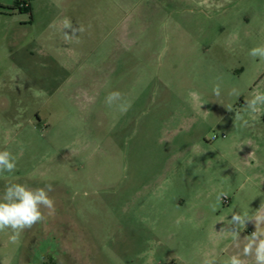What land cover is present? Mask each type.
Instances as JSON below:
<instances>
[{"label": "rangeland", "instance_id": "rangeland-1", "mask_svg": "<svg viewBox=\"0 0 264 264\" xmlns=\"http://www.w3.org/2000/svg\"><path fill=\"white\" fill-rule=\"evenodd\" d=\"M65 21L84 31L66 39ZM260 45L264 0H0V150L17 163L0 195L51 184L56 202L15 243L0 232V264L242 252L254 224L239 247L219 229L264 205V106L245 107L264 92Z\"/></svg>", "mask_w": 264, "mask_h": 264}, {"label": "clouds", "instance_id": "clouds-1", "mask_svg": "<svg viewBox=\"0 0 264 264\" xmlns=\"http://www.w3.org/2000/svg\"><path fill=\"white\" fill-rule=\"evenodd\" d=\"M64 28L69 30L65 32L66 39H70L77 32L84 31L83 28L74 27L70 21L64 22ZM249 56L264 60V45L251 48ZM213 93L217 96L220 95L219 84L213 87ZM231 94L238 95V92L233 89ZM118 101H122V94L119 91L110 92L105 97V104L108 107H112ZM259 106H264V92H254L252 98L247 100L245 105L246 109L253 114L261 111ZM119 107L122 111L127 110L123 103H120ZM237 119H243V117L237 113ZM244 122L247 123V121ZM16 167L15 156L8 150H0V174H12ZM52 191L51 184L38 188H31L22 183L6 184L3 194L0 195V232L10 230L12 234L9 239L15 243L25 229H30L37 223L45 222L48 217L54 216L56 202L49 195ZM210 207L213 212L217 210L215 205H210ZM231 216L227 225L233 227L230 229L222 227L219 232L230 233L237 247L240 246L241 229L252 223L254 231L243 237L242 252L231 255L224 264H264V205H261L260 209L252 215L247 212L233 211ZM249 258L251 259L249 260ZM203 264H217V260L214 256L206 257Z\"/></svg>", "mask_w": 264, "mask_h": 264}, {"label": "crops", "instance_id": "crops-1", "mask_svg": "<svg viewBox=\"0 0 264 264\" xmlns=\"http://www.w3.org/2000/svg\"><path fill=\"white\" fill-rule=\"evenodd\" d=\"M30 13H32V4L29 2Z\"/></svg>", "mask_w": 264, "mask_h": 264}, {"label": "trees", "instance_id": "trees-1", "mask_svg": "<svg viewBox=\"0 0 264 264\" xmlns=\"http://www.w3.org/2000/svg\"><path fill=\"white\" fill-rule=\"evenodd\" d=\"M24 9L26 10V12H30L29 4L28 7H25Z\"/></svg>", "mask_w": 264, "mask_h": 264}, {"label": "built area", "instance_id": "built-area-1", "mask_svg": "<svg viewBox=\"0 0 264 264\" xmlns=\"http://www.w3.org/2000/svg\"><path fill=\"white\" fill-rule=\"evenodd\" d=\"M22 6L25 8V7H28V3H24L22 4Z\"/></svg>", "mask_w": 264, "mask_h": 264}]
</instances>
